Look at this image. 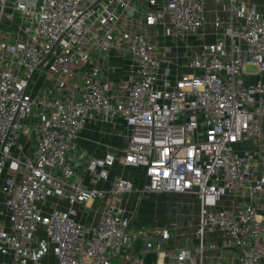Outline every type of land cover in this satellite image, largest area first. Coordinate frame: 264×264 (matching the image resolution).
Returning <instances> with one entry per match:
<instances>
[{
    "label": "built area",
    "instance_id": "built-area-1",
    "mask_svg": "<svg viewBox=\"0 0 264 264\" xmlns=\"http://www.w3.org/2000/svg\"><path fill=\"white\" fill-rule=\"evenodd\" d=\"M112 51L130 59L117 78ZM248 74L264 75L252 0H0V264H229L232 249L264 264V79ZM117 117L122 146H79ZM137 190L194 196L198 212L135 224L122 198ZM105 197L96 221L74 217ZM174 230L184 242L164 249Z\"/></svg>",
    "mask_w": 264,
    "mask_h": 264
},
{
    "label": "crops",
    "instance_id": "crops-1",
    "mask_svg": "<svg viewBox=\"0 0 264 264\" xmlns=\"http://www.w3.org/2000/svg\"><path fill=\"white\" fill-rule=\"evenodd\" d=\"M257 4L258 7L261 9V13H264V0H252ZM259 11V10H258ZM260 12V11H259ZM7 26V24H6ZM200 38L201 36H195L196 39ZM193 37H189L191 39ZM181 46V43H180ZM112 64L113 66H118L117 68H114L110 72V76L112 78H117L120 76L122 73L121 66L122 60L121 55H119L116 51H112ZM117 61V62H116ZM115 63V64H114ZM119 68V69H118ZM248 69V67H247ZM257 70V69H256ZM250 72V71H249ZM256 73L257 71H253ZM262 78L264 79V75H253V74H248L246 75L245 79L246 81L253 82L256 81L257 79ZM123 121L121 118L117 117L114 119L113 122H109L106 120H98L96 122H91L87 124L84 129L81 132L80 138L78 140V144L80 147L83 149H86L92 154H97V155H102L107 151H110L111 149L120 147L123 145V139L115 138L114 137V131H115V126L117 125L118 129L119 127H122ZM111 134V135H110ZM113 135V136H112ZM101 138V139H100ZM117 145V147H115ZM118 170H121L118 168ZM138 170L134 167H127L125 170V174H135L137 173ZM2 183V178H0V184ZM138 192L134 191L133 193L126 194L123 196V204L126 206V209L130 208L133 204H140L142 203L143 200H146V198H149L152 200V197H158L159 195L161 197H165L167 199L168 203H171L173 206V212L170 214L169 217L165 218V221L162 222L160 225L159 223H146L142 225H150V226H158V227H166L168 226L174 219L176 220L179 218L181 221L185 220H190L193 215H195L198 212V199L194 196L188 195V194H166V193H150L147 194L145 197H141L140 194H136ZM1 193V190H0ZM156 195V196H155ZM175 195V196H174ZM176 195L181 196L179 198L176 197ZM172 196V197H170ZM156 197V198H157ZM155 198V199H156ZM108 198L105 197L101 200L96 201L94 204L91 206H84V205H75V208L77 212L74 214V217L80 221L87 222V223H92L97 220L99 215L104 211L105 205L107 203ZM4 204V202H3ZM60 208L67 209L69 207L68 203L65 201H61L59 204ZM1 206V203H0ZM139 206V205H138ZM181 206V207H180ZM5 209V205L3 206ZM180 207V212L178 211V208ZM175 210V211H174ZM128 211V210H127ZM5 214H6V209H5ZM130 219L134 221V219L130 216L127 215ZM5 216H1L0 218H4ZM135 224H138L134 221ZM139 225V224H138ZM186 235L188 238L192 241L195 242L197 240V231L195 227V222L189 227H186ZM174 236L170 239H166L161 245L164 249L171 247L173 245H181L182 242H184L185 236L179 235L178 231L174 230ZM219 238V234H212L209 233L207 235V241L208 242H215ZM221 240H218V243H221ZM227 251V250H226ZM231 251L226 252V257L228 259L229 264H233L231 258L229 255H231ZM7 257L3 256L2 259H5ZM44 264V260H43ZM56 264V260H55ZM117 264H127L120 263V261L117 260Z\"/></svg>",
    "mask_w": 264,
    "mask_h": 264
},
{
    "label": "rangeland",
    "instance_id": "rangeland-1",
    "mask_svg": "<svg viewBox=\"0 0 264 264\" xmlns=\"http://www.w3.org/2000/svg\"><path fill=\"white\" fill-rule=\"evenodd\" d=\"M258 10L261 12L260 7H258ZM192 37L193 38L187 41H184V42H188L189 45L196 47L198 45V40L195 38V36H192ZM159 38L162 43L171 45L173 47L176 46L179 48L180 43L181 45L184 44L183 42L175 40L174 38H170V37L160 36ZM200 38L202 39V37ZM180 50H183V48H181ZM129 60H130L129 58H126L122 63L127 65L129 63ZM256 69H257L256 66H253V65L248 66V71H256ZM107 121L113 122L111 119H107ZM119 128L120 129H118L117 125L115 126L114 137L123 139L124 132L121 130V127ZM115 147H117V145ZM136 194H140V190ZM156 197H152L151 198L152 200L145 197L146 200H143L141 205L138 203L133 204L130 208L127 209L128 210L127 215H130L134 219V221L138 223L139 225L146 224V223H156V224L159 223L161 225L162 222L165 221V218L169 217L170 214L173 212V209H172L173 206H171L172 205L171 203H168L165 197H161L160 195L157 198ZM176 197L179 198L181 196L176 195ZM0 203H1V206H0V217H1V216H5L2 192L0 193ZM180 207L178 208L179 212H180L179 210ZM2 257L3 255L0 254V262L2 261ZM44 264H55V255L53 251L48 252V254L45 256Z\"/></svg>",
    "mask_w": 264,
    "mask_h": 264
}]
</instances>
